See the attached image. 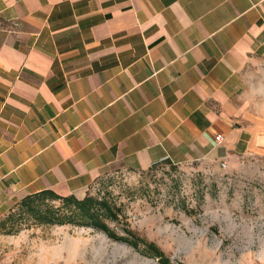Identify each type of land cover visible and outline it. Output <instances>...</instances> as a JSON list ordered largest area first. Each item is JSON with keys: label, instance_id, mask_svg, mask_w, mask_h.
I'll return each mask as SVG.
<instances>
[{"label": "crops", "instance_id": "1", "mask_svg": "<svg viewBox=\"0 0 264 264\" xmlns=\"http://www.w3.org/2000/svg\"><path fill=\"white\" fill-rule=\"evenodd\" d=\"M263 54L264 0H0V220L114 166H231Z\"/></svg>", "mask_w": 264, "mask_h": 264}, {"label": "rangeland", "instance_id": "2", "mask_svg": "<svg viewBox=\"0 0 264 264\" xmlns=\"http://www.w3.org/2000/svg\"><path fill=\"white\" fill-rule=\"evenodd\" d=\"M248 94L263 118L253 149L228 167H112L89 192L121 209L110 225L154 241L169 264H264V54L248 68ZM11 223H0V264H165L90 227L27 217L15 225L22 230L6 234Z\"/></svg>", "mask_w": 264, "mask_h": 264}, {"label": "trees", "instance_id": "3", "mask_svg": "<svg viewBox=\"0 0 264 264\" xmlns=\"http://www.w3.org/2000/svg\"><path fill=\"white\" fill-rule=\"evenodd\" d=\"M120 213L121 209L115 210L107 201L90 193L78 198L75 195L62 196L47 189L23 197L0 223L6 227L7 223L12 222L5 231L6 234H16L22 230L21 226L15 225L27 217L41 225L72 224L90 227L105 232L113 240L126 242L142 253L151 254L169 264L165 252L154 241L140 236L127 225L123 226V234L110 225L109 221L120 220Z\"/></svg>", "mask_w": 264, "mask_h": 264}, {"label": "built area", "instance_id": "4", "mask_svg": "<svg viewBox=\"0 0 264 264\" xmlns=\"http://www.w3.org/2000/svg\"><path fill=\"white\" fill-rule=\"evenodd\" d=\"M217 138L220 139L221 138V135H218ZM223 165L225 166V163H223ZM54 264H62V263L61 262H56Z\"/></svg>", "mask_w": 264, "mask_h": 264}]
</instances>
